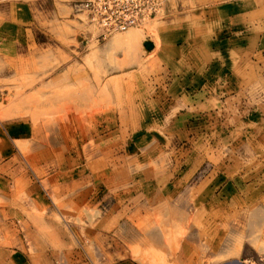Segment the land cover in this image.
Here are the masks:
<instances>
[{"label": "rangeland", "instance_id": "1", "mask_svg": "<svg viewBox=\"0 0 264 264\" xmlns=\"http://www.w3.org/2000/svg\"><path fill=\"white\" fill-rule=\"evenodd\" d=\"M77 1L0 0V264H177L175 240L191 221L171 227L166 215L181 204L146 210L137 196L149 181L190 174V184L220 178L225 199L206 210L232 218L222 256L196 252L187 264H264V0H164L160 16L104 39ZM216 6L223 43L240 42L222 55L204 24ZM173 25L179 39L203 41L198 59L185 48L169 65ZM127 32L132 42L111 45ZM18 122L29 132L10 139L5 128ZM203 214L193 224L208 244ZM229 247L236 258L224 257Z\"/></svg>", "mask_w": 264, "mask_h": 264}, {"label": "crops", "instance_id": "2", "mask_svg": "<svg viewBox=\"0 0 264 264\" xmlns=\"http://www.w3.org/2000/svg\"><path fill=\"white\" fill-rule=\"evenodd\" d=\"M220 12H221V9L219 7L217 6L213 7L212 11L208 12L207 14L209 17H212V19L210 18L208 22L206 19L204 21V24H208L209 28L211 27V23L213 22V33L212 34H213L214 39L213 41L210 40L208 45L212 44L213 50L209 49L210 52H214L215 54L217 53L218 55H222L223 44H228L231 42H235L238 44L240 43V42H237L238 41L237 38H232V40L227 39L223 43L221 39L222 29L219 24L218 30L216 31V22H215V19L220 17V14H219ZM175 25L172 26L173 29H168L165 32V35L167 36L164 37L166 39L168 52L170 53V55H166V56L168 59L172 61L169 63L171 67L173 66V64L176 63V61H183V56L179 54H181L180 52H182L183 54V50H185V48L188 51L187 58L189 60L198 59L199 58L198 55H194V53L197 52V50L199 51L198 48H200V46L203 44V41L200 42L198 40V36L196 34L191 35L192 38L194 37L195 38L189 39V41H188V38L186 37L184 39H179L177 37V34H178L177 32H181L183 29H181V25L180 26L178 25L175 26ZM232 28H233L232 31L239 29L238 26H236L235 28L233 26ZM159 33L160 31L158 32V35ZM230 33H229V36L231 35ZM240 34H241L240 35L241 37L243 36V39L244 37H246L245 35L246 33L243 34L242 32H240ZM179 41H181L182 43L181 46L177 45V42ZM205 43L207 44V41H205ZM206 44H204L203 46H205ZM158 56H162L165 59H167L165 55H157V56L155 55V57H158ZM211 56L212 55H204V57L202 56V58L205 60H208ZM5 132L10 139L12 138L16 140V139H20L24 137L25 134H28L29 127L26 125V123L18 122L17 124H10L8 127H6ZM137 134L141 135L140 133H137ZM3 139L7 140L6 137H4ZM3 144L6 145V142H4ZM5 150H7V147H5ZM2 152L3 151H1L0 154H2ZM188 176L189 177L187 181H182V180L173 181L171 183H166V185H162V182H163L162 180L164 178H162V180L160 181H156L155 184H153L152 181H149L148 183L150 186L144 189L142 192H140L139 196H137V198L145 197L146 203L144 204V206L147 205V207L145 208L146 210L148 207H150L151 210H154V209H158L159 206L163 207L166 204H169V205L181 204L180 207L176 206L175 209H173L168 216L166 215V217L169 218L167 222H170L169 225L171 227H174L176 225L185 226L188 221H191V224H188L187 226L189 231L185 239L182 240L181 238L177 237V239L175 240V247L173 248V251L175 252L174 261H177L176 262L177 264H187L188 256L196 252L200 253L201 256H202V252L206 251V253H208L210 257L212 258L216 257V255L221 257L223 254L222 248L217 247L216 243H218V239L222 235V232H221L222 223H225V220L232 218V215L223 216L222 211L219 208L217 209V211L213 210V211L207 212L206 210L207 206L210 204H215V205L217 204L218 205L217 207H220V205L225 199V196H222V193H221L223 189H221L220 191H217L218 189L216 190V188L218 186H215V185H218V183L221 184L220 178L217 182L216 177H212L211 179H209L203 176L196 183L190 184L188 183V181L191 178V174ZM213 179L217 183H213L215 182L213 181ZM3 187H4V184L0 181V188H3ZM88 196H89L88 192L82 193L79 198H76L75 202L76 203L81 202V204H83L84 202L83 200L85 198L87 199ZM190 205H193L194 209H196L197 207L198 210L197 211L193 210L190 212L186 211L185 209L186 208L189 209L191 207ZM139 212L141 213L140 216H142L143 212L140 209H139ZM199 212L201 214L203 213L211 214L212 213V217H208L206 219L205 217H203L201 219L202 221H204L203 222L204 225L210 224L209 226L211 227L209 229L210 231L207 233L208 238H210L209 239L210 243L208 244H206L207 239L203 237V234L201 233V231L196 229L193 224V220H198L196 215ZM218 225L221 228L216 231V227ZM153 232L154 231H151L146 234L147 236H150L149 238L150 242H153L154 246L158 250H161L162 252L164 250L172 254V250L169 251V249L166 250L165 248V243H164L163 236H162L163 233L159 231L157 232L155 231V233ZM178 246H179V250H178ZM176 251H179V252L176 253ZM224 252H225L224 257L228 259L236 258L239 255V251L233 247H229L228 249H225ZM230 252H235L236 254L234 253V255L227 257ZM123 264H135V263L125 262ZM236 264H239V263H236Z\"/></svg>", "mask_w": 264, "mask_h": 264}, {"label": "built area", "instance_id": "3", "mask_svg": "<svg viewBox=\"0 0 264 264\" xmlns=\"http://www.w3.org/2000/svg\"><path fill=\"white\" fill-rule=\"evenodd\" d=\"M74 8L104 39L141 27L160 16L164 0H79Z\"/></svg>", "mask_w": 264, "mask_h": 264}, {"label": "bare ground", "instance_id": "4", "mask_svg": "<svg viewBox=\"0 0 264 264\" xmlns=\"http://www.w3.org/2000/svg\"><path fill=\"white\" fill-rule=\"evenodd\" d=\"M135 37V34L131 33V32H127L125 34H122L120 36H115L112 41H111V45H118V44H126V43H130L133 41Z\"/></svg>", "mask_w": 264, "mask_h": 264}, {"label": "water", "instance_id": "5", "mask_svg": "<svg viewBox=\"0 0 264 264\" xmlns=\"http://www.w3.org/2000/svg\"><path fill=\"white\" fill-rule=\"evenodd\" d=\"M144 47H145V50H146L147 52H149V51L152 50V48H153V44H152L151 42L147 41L146 43H144Z\"/></svg>", "mask_w": 264, "mask_h": 264}]
</instances>
